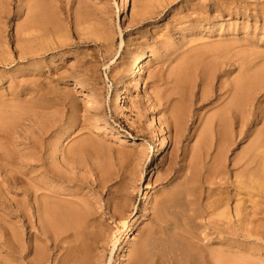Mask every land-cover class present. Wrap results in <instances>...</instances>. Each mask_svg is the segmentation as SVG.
I'll return each mask as SVG.
<instances>
[{
  "label": "rangeland",
  "instance_id": "1",
  "mask_svg": "<svg viewBox=\"0 0 264 264\" xmlns=\"http://www.w3.org/2000/svg\"><path fill=\"white\" fill-rule=\"evenodd\" d=\"M36 1L34 8L32 0H0V117L6 122L0 131V264H73L86 248L92 250V257L96 253L93 261L99 262L94 264H181L187 254L186 248L177 247L187 245L180 237L182 231L195 236L190 239L185 234L195 245H206L205 254L211 250L217 255L222 249L216 243L217 235L203 236L208 220L205 214L201 220L199 214L208 199L205 190L219 188L220 182L206 184L197 173L188 187L193 190L188 198L183 176L199 134L208 128L206 121L230 99L225 91L233 92L239 75L261 77L247 93L244 109L237 111L248 124L244 138L234 137L224 153L223 164L229 171L224 186L230 191L237 180L231 172L233 161L249 148L251 139L264 132V0H128V14L122 16V0ZM31 16L36 26L21 31ZM145 46L150 52L139 84H124L127 109H117L115 83L122 77L125 63L133 62ZM221 50L231 58L217 63L211 53L216 56ZM24 54L26 59H22ZM183 59L196 84L191 105L184 108L185 136L179 138L174 131L165 134L158 122L163 113L151 105V97L157 87H175L160 79ZM222 64L229 73H216L214 93L201 99L202 78ZM199 66L207 68L208 74H202ZM225 83L228 88L221 91ZM33 86L40 90L32 93ZM238 129L237 123L233 131ZM111 132L127 136L128 142L118 144ZM208 134L213 158L218 152L214 145L217 134L213 128ZM162 140L167 148L163 154L156 153ZM83 142L95 143L98 152L82 147L74 159L67 157V166L61 165L62 154ZM20 177L26 182L24 187L35 185L38 193L82 204L92 213L90 221L70 232L44 229L38 213L31 209V197L18 188ZM181 192L186 194L183 198ZM243 193L238 200L247 194L253 199L248 196L252 200L229 202L224 227L229 241L223 248L229 252L227 264L240 260L264 264V192ZM22 199L26 201L23 217L18 209ZM187 199L192 200L194 216ZM175 202L176 207L170 208ZM162 203L166 208H161ZM234 203H241L240 209L245 205L240 217L234 212ZM243 211L249 215L244 216ZM134 216L133 234L127 239L123 223ZM247 224L254 228L252 232L248 229L247 233ZM34 249L43 254L34 258L35 263ZM71 254L78 258L70 259Z\"/></svg>",
  "mask_w": 264,
  "mask_h": 264
},
{
  "label": "bare ground",
  "instance_id": "2",
  "mask_svg": "<svg viewBox=\"0 0 264 264\" xmlns=\"http://www.w3.org/2000/svg\"><path fill=\"white\" fill-rule=\"evenodd\" d=\"M122 1H124V3L121 6V13H119L120 16L128 14L127 3H126L128 0H122ZM36 4H37V1L32 0V6L31 7L35 8ZM35 26H36V19H35V17L31 16V18H29L27 24L22 26L21 31H28V30L34 28ZM230 49H231V47H230ZM233 51H235V50H233ZM239 51L242 52L241 49ZM149 52H150L149 47L145 46L141 49L140 52H138L136 54L135 60L133 62H131V60L129 59L125 63L123 70H122L123 71L122 77L119 80H117L115 83V95L114 96L116 97V100H117L115 103L117 109L118 108L120 110L127 109L126 96L123 92V86H124V84H132V83L139 84V77L141 75L145 61H146L147 57L149 56ZM201 54L204 55L205 53L203 54V52H201L200 55ZM207 54H208V52H207ZM207 54L204 55V56H206L205 58H208V56L210 57V55L207 56ZM215 54H216V52H215ZM226 54L227 53L225 51L221 50V52H218L216 54V56H213L212 53H211V56L216 57L215 62L218 63V60H221V59L222 60H224V59L229 60L231 58V57H225ZM195 56L198 57L197 55H195ZM26 58L27 57L24 54L22 59H26ZM187 59H189V58H187ZM180 61L181 60L178 61V64L180 63ZM186 62H188V61H186ZM186 62H184V59H183L181 64H179L178 66L176 64L177 67L173 66L174 68H172V69L169 68L170 70H168L166 77H163L160 79L161 81H164L165 84L173 82L175 84V87L167 88V87H164V85H163L164 88L157 87V89L156 88L153 89L152 97H151V102H152L151 105L155 106L157 109H159V112L163 113L162 117L158 118V122H159L160 126H164L165 134H169L171 131H172L171 133H173V131H174L175 135H177V137H179V138L185 136V134H184L185 127H184V123H183L184 108H186L185 107L186 104L191 105V101H192L191 98L193 97V90L195 88L194 85L196 84V82H194V80H193V76H194V74H192L193 72H190V73L186 72L187 68L185 65H188ZM189 64H190V62H189ZM220 65L217 66V68H213L212 73L209 76L207 75L208 69L204 68L205 65L199 66L202 68V72H203L202 74L207 73L206 74L207 76L204 79L202 78V80H201V84H202L201 93H200L201 99H203V100L207 99L209 97V95H211V93H214L213 85H214L215 79L217 78L216 73H221V74L229 73L227 69H223L224 64H222L221 67H220ZM259 65H260V63L258 64L257 67H259ZM187 67L189 69V65ZM239 68L240 69L244 68V64L243 63L239 64ZM259 77H261L260 74H257V76H255L254 78H252V77L247 78L243 75H239L234 80V83L232 86L233 87L232 93H230V91H225L228 88L227 87L228 84L225 83V84L221 85L220 90L225 91L226 94H229V96H231V97L226 103H221L218 106L217 111L206 121V125L208 128L199 134V140L196 143L195 147L193 146L194 148L192 149L193 150L192 155L186 164L187 169H185V167H184V169L187 171H186L185 175L183 176V177H185L184 182L183 181H181V182H183V184L185 183L186 189H184V190H185V193L187 194L188 198H190L191 195L193 194L192 193L193 190H191V188H188V187L191 184V181L194 180L193 178H194V176L197 175V173H199L200 176H202L203 182L206 184H209V185L214 184L216 186L215 180H218L220 182L219 188H217V189H209L208 188L205 190L208 192V199L206 198L207 201H205V202H208V203H205L203 200L204 209H203V212L199 214V216H200L199 218L201 219V217H203V214H205V216L207 217V220H208V222L203 225L204 230L206 232V234L204 233L205 235H203V236H205V238H207V239H210L209 236H211L212 234L210 235L209 233L216 234L217 235L216 238L213 237V239L215 238V240L217 241L216 243L219 246H221L222 249L217 250V252H218L217 255L214 254L215 252L211 253V250H210V253L205 254L206 250H207V246L206 245L205 246L195 245L194 242H192L190 240V239H192V237L195 238V236L193 234L188 233L187 231H182L180 237L183 239L184 242H186L187 245H186V247H184L185 244L183 245V243H182L180 245L181 246L183 245V248H179V244L177 245V247H178V249L186 248L185 253H187V254H185L186 255L185 258H182L184 260L180 261L181 264H227L229 252L223 248H224V246H227L228 241H229L228 238L226 237L225 232H224V227L226 224L225 220H227V218H229V202L231 200H234V199L239 201V202H243V201L248 200V199H246L248 196L251 197V195H252V194L249 195L247 193H253V194L256 193V194L260 195L264 192V132L262 135L259 134L255 138L251 139L250 140L251 143H250L249 148L246 149L242 153V155L238 156L235 161H233V163H232L233 169L231 172L234 175L233 178H235V179L237 178V180L232 183L233 190H231V191L229 190L230 188L228 186H224L227 184V180H228L227 178L229 176V171L227 170V166L225 164H223L225 162L224 158H226V157H224V153H226L228 146H230V144L233 143V138L234 137L244 138V135L246 133L245 128L248 127V124L246 123V121L243 119L242 116L237 114V111L241 112L244 109L243 108L244 107V103H243L244 99L247 98L246 97L247 93L251 90V88H253L252 86L256 84ZM165 86H167V85H165ZM32 88H33L31 90L32 93H34V91L38 92L40 90V87H34L33 86ZM221 94L225 95V93H221ZM222 95H219V96H222ZM19 109L20 110L22 109L21 105H20ZM15 118H17V116H15ZM228 121H230L232 123L230 124ZM5 123H4L3 117H0V131L4 130ZM237 123L239 125V129L237 131H233V127ZM183 127H184V129H183ZM212 128L214 129V132L217 134V138H215L216 143L214 145H217V148H218L217 149L218 152H217L216 156H214L213 158L211 157V153H210L211 145H209L210 143H209V134H208L209 129H212ZM252 130L254 131V128H252ZM153 135L156 136L155 131H153ZM111 138H112V140L116 141L120 145L128 142L127 136L121 135L117 132H111ZM175 142H176V140H175ZM82 147L86 148L92 152H98V148L95 145V143L89 144L88 142H86L84 144L73 145V146L69 147L62 154V156H61L62 160H61L60 164L63 166L64 165L67 166L69 164L67 157L70 156L74 159L76 156L79 155V150ZM166 148H167V145L165 146V141L162 140V142L159 144L158 149H156L155 152L163 154L165 152ZM187 148H188V146L185 147V150H187ZM241 151H243V150H241ZM34 156H37V154H34ZM209 162H211V163H209ZM165 171H166V169L164 170V172ZM23 175L24 174H22V173L20 174V176H22V177H23ZM22 177L17 179L18 183H19L18 188L20 191H22V193L25 192V193H27L28 196L31 197L30 198V199H32V203L30 205L31 209H34L35 212L38 213V221L41 223V226L44 229L54 230L56 233L57 232H63V231H65V232L69 231L70 232L73 230H77L78 228H81L84 225L86 226V224L90 221V217H91L92 213L90 212V210L88 208L83 207L82 204L77 203V202H73V201H69V200H65V199H63L61 197H57L55 195L38 193L39 189L36 188L35 185H29V187H28V184H27V187H24L26 185V182ZM178 177H180V176H178ZM192 183H194V182H192ZM181 187H183V185H181ZM196 188L198 189V187H196ZM243 191L245 192V193H243V196H244V194H247L248 196L246 195L247 197H242L243 199L239 198V200H238V197L242 194ZM180 194L183 195L184 193L181 192ZM186 194H184V195H186ZM184 195L182 197L181 196L180 197L183 198ZM181 198H179V200H182ZM251 198H249V199L252 200L253 198L252 199ZM24 200L25 199H22L21 202L19 201L20 203H19V207H18L22 217L24 216V209L26 207V201H24ZM148 200H149V196L145 195V201H148ZM255 200H257V199L255 198L253 200V202ZM175 201H177V200H175ZM187 201H188V206L190 207L189 211L192 213L191 215L194 216L196 214V210L191 209V206H193L192 200L187 199ZM197 201H199V200H197ZM237 201H235V203ZM235 203H234V205H235ZM182 204L183 203H181L180 205H182ZM205 204H206V206H205ZM237 204L238 205L234 206V212H235L236 216L239 215V217H240L241 216L240 213L242 212L241 209L245 205L243 204L244 206L241 207V209H240V206H242L241 203H237ZM176 205H177V202H175L174 205L172 203V206H170V208L171 207L174 208V206L176 207ZM180 205L178 206L179 208L180 207L184 208ZM185 205L186 204H184V206ZM256 205H257V203H255V206ZM163 206H164V203L161 204V208ZM167 206L169 207V205H167ZM255 206H254V208H255ZM164 207L166 208V206H164ZM156 210H157V208H156ZM168 211L169 210L165 211V213ZM244 211H243V214H245ZM246 214H248V213H246ZM246 214L244 216L247 217ZM252 214H250V215H252ZM175 216H173V217H175ZM244 216H243V218H244ZM241 219H242V217H241ZM135 220H136V216H134L132 219H129L123 223L124 228L127 231V234H126L127 239H129L133 234V222ZM249 220H251V219H249ZM24 221H25V219H24ZM178 221H179V219H178ZM239 221H240V218H239ZM253 221H255V220H253ZM2 222H3V220H2ZM251 222H252V220H251ZM251 222H249V223L252 224ZM259 222H262V221H259ZM177 224H178V222H177ZM177 224H176L175 228L178 227ZM180 224L181 223H179V227H183V226H180ZM239 224L241 225L242 222ZM244 224L245 223L243 222L242 225H244ZM31 225H33V224L31 223ZM247 226H248V224H247ZM251 227H252L251 225H250V229H249V226L247 227V233H248V229L249 230L254 229L253 227L252 228ZM241 228H242V226H241ZM230 229H231V227H230ZM242 229L244 230V229H246V227L244 228V226H243ZM200 230H201V228H200ZM259 231H260V229H259ZM249 232H252V230ZM244 233H245V231H244ZM258 233H261V232H258ZM29 234H30V232H29ZM185 234H189L191 236L189 240H188V238H186ZM214 234L212 236H214ZM252 234H251V236H252ZM258 235H260V234H258ZM72 236L74 237V235H72ZM200 236H202V235H200ZM33 237L34 236H32V238ZM169 237L171 238V236H169ZM79 238H80V236H79ZM68 240H70V238ZM166 240L169 241V238L168 239L166 238ZM176 241H175V243H176ZM178 241H180V240H178ZM200 241H205V240H200ZM33 242H34V240H33ZM177 243H180V242H177ZM78 248H79V246H78ZM78 248L75 247L74 251ZM134 248H136V247H134ZM88 249H91V248H88ZM80 250L79 251L77 250V251L81 252ZM85 250L86 251L84 253L82 252L81 254H79V256L81 255L79 258L76 257L75 254H74V256L72 255L74 252H70L72 254L69 256V258L71 256L73 258L75 257L74 259L78 258L77 260H75V262L72 258V260L74 262L73 264H94V262L97 260V259H94L95 261H93V257L96 255V253L92 257V255L89 253L92 250H90L89 252H88L87 248ZM213 250H215V248ZM34 251H35V253L32 252L34 254L33 255L34 256L33 261H34V258L43 257V254H41L42 252L40 250L38 251V250L34 249ZM52 251H53V249H52ZM77 251L75 253H78ZM132 252H130V253H132ZM173 253H175V252H173ZM134 257H135V255H134ZM134 257H132V258H134ZM165 257L167 258L168 256H165ZM170 257H172V256L169 255V258ZM206 257H208V259H210V261ZM137 258H139V256ZM0 259L3 260L2 258H0ZM66 259L64 260L65 263L67 262ZM70 259H68V261ZM238 259H240V258L238 257ZM244 259L246 260L247 257ZM53 260H54V258H53ZM147 260H145V262H147ZM177 260H179V259H177ZM242 260H243V258H242ZM240 261L239 262L236 261V262L238 264H243L244 260H243V262H240ZM248 261L249 260H247L245 262L248 264H250V263L254 264V263L248 262ZM98 262H95V263H98ZM134 262H136V261H134ZM139 262H140V260H139ZM34 263H35V261H34ZM68 263L70 264V262H68ZM71 263H72V261H71ZM175 263L177 264L178 262L174 261V264ZM246 263H244V264H246ZM2 264H4V262ZM255 264H257V262Z\"/></svg>",
  "mask_w": 264,
  "mask_h": 264
}]
</instances>
